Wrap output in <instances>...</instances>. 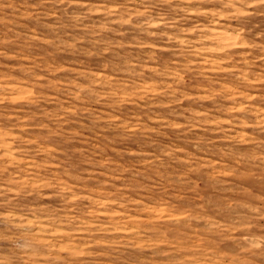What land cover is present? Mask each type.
<instances>
[{
  "label": "rangeland",
  "instance_id": "rangeland-1",
  "mask_svg": "<svg viewBox=\"0 0 264 264\" xmlns=\"http://www.w3.org/2000/svg\"><path fill=\"white\" fill-rule=\"evenodd\" d=\"M0 264H264V0H0Z\"/></svg>",
  "mask_w": 264,
  "mask_h": 264
}]
</instances>
